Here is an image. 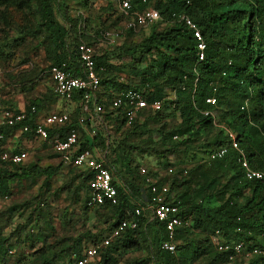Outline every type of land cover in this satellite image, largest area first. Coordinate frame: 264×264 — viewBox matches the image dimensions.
<instances>
[{
    "label": "rangeland",
    "instance_id": "374dc122",
    "mask_svg": "<svg viewBox=\"0 0 264 264\" xmlns=\"http://www.w3.org/2000/svg\"><path fill=\"white\" fill-rule=\"evenodd\" d=\"M62 1L67 6L69 24H65L66 27H70L78 43H92L96 52L109 56L113 66L112 77L140 83L141 76L135 75L132 72L134 69H146L153 64L156 70L161 55L174 56L165 46L144 55L139 54L137 47L149 38L152 30H124V22L117 12V0ZM40 2L0 0V110L8 107L27 110L33 102L40 100V119L68 108L75 121L79 114V99L68 102L54 96L49 73L53 63V46L48 33L40 28ZM175 25L171 20L155 29L157 33L165 34ZM107 31H121L122 35L108 44L104 40ZM169 73H160L161 76L155 74L152 78L156 85H162L158 101L165 105L166 110L160 113V117H166L165 121H153L147 125L141 121L142 124L134 130L135 134L128 131L130 126L117 131L116 125H108L106 129L96 124L99 133L105 135L107 131L110 132L111 141L107 149L102 142L104 138H101L96 146L97 152L107 153L110 158L108 165H115V179L120 185L129 188L133 184L139 188L138 192L130 191L129 203L133 208L138 207L143 197L149 194L146 178L160 185H169L170 201L179 200L183 193L191 191L192 205L202 203L207 208L217 207L220 205L217 198L209 196L201 202L195 187L189 186L187 179L192 168L208 160L209 154L217 147V140H224L219 128L195 127L180 137L182 140L188 139L184 145L177 144L178 140L164 143L158 132L160 129H178L185 119L180 110L182 105L176 103L179 93L175 86L167 82ZM213 111L218 124L227 125L235 131L234 118L226 114L227 107L218 106ZM7 133L8 136L12 135L11 131ZM53 133L63 134L59 129ZM150 140L153 141L151 147L144 148ZM122 141L126 142L122 146L126 153L114 152ZM129 145L139 146V149L130 148ZM14 148L27 152L29 161L23 169L27 176L9 181L8 191L0 194V244L13 251V254L3 257L0 264H71L84 248L99 243L110 233L117 217L115 209L86 208L88 181L85 182L84 177L87 170L75 168L69 160L57 155L49 140L18 135ZM127 156L132 164L124 162ZM52 167H59L60 170L45 183L47 175L40 174L39 170ZM143 168L146 176L141 173ZM170 168L174 169L173 173L168 172ZM227 182L228 178L222 183L226 185ZM233 183L229 184L227 198L232 194ZM131 213L128 210L126 216ZM188 216L191 227L178 237L176 263L246 264L240 257L231 259L221 256L212 242L214 233L206 229L207 225L202 220L196 227V214L188 212ZM219 235L226 237L223 233ZM129 241L130 246L124 243L113 251L112 264H159L149 233L140 230Z\"/></svg>",
    "mask_w": 264,
    "mask_h": 264
},
{
    "label": "trees",
    "instance_id": "16d2710c",
    "mask_svg": "<svg viewBox=\"0 0 264 264\" xmlns=\"http://www.w3.org/2000/svg\"><path fill=\"white\" fill-rule=\"evenodd\" d=\"M155 6L160 11L162 20L148 28L152 32L149 38L137 47L140 50L139 54L144 55L159 46H165L174 53V56L161 55V59L157 62V71L153 64H150L146 69H134L132 72L141 76V82L134 83L112 77L113 66L109 61V56L97 52L96 65L99 69L102 85L101 102L105 104L103 98L107 101L111 100L114 96L112 91L119 92L130 89L142 92L150 103L158 101L162 85H156L152 78L155 74L159 75L169 71L167 82L175 86L179 93L176 103L182 105L180 110H182L185 119L183 125L178 129L169 131L160 129L158 132L162 137V142L170 141L173 143L174 140H178L177 144L184 145L188 139L182 140L180 137L195 127L197 129L216 128L212 119L201 113V111L211 108L206 100L215 95L217 106L227 107L226 114L234 118L233 128L235 131L230 128L235 133L237 132L238 142L245 150L251 166L264 172V0H169L168 3L158 1ZM66 8V3L62 0H41L39 5L40 28L42 27L48 33L53 46L54 55L51 57L53 62L51 67L66 64L67 70L75 76H81L82 67L78 52L81 43L77 42L70 27L65 25L69 24ZM174 13L187 14L200 28L207 45L204 61L199 63L192 31L185 25L173 21L172 15ZM171 20L176 24L175 28L170 29L165 34L156 32V27L163 22L170 23ZM100 68H104V71H100ZM197 79L198 82L195 85ZM214 88H217L216 93ZM75 98L80 101L81 95L78 94ZM41 103L40 100L33 102L27 108V113L31 114L32 107H36L39 112ZM246 103L249 105L248 111L243 110ZM164 106L162 103V109L159 111L143 110L142 123L147 125L153 121L164 120L166 117H160L162 116L160 113L166 110ZM108 107L104 115L107 125H116L117 131L124 129L126 126L123 119L124 111L119 109L112 111ZM35 118V116H31L26 124L33 127ZM141 121H137L132 127L130 126L128 131L135 134L134 130L142 124ZM73 123L70 129L75 126L76 120ZM20 127V125L16 127L0 126V135L4 136V140H0V153L8 150V140L15 132L19 131ZM219 130L224 140L219 138L216 142L217 147L213 151L229 146V139L225 132L220 128ZM8 131L12 132L11 136H8ZM62 132L65 133L64 130ZM108 133L110 132L107 131L105 135L98 133L94 139L85 137L82 148L95 147L101 138H104L102 142L105 148L109 149L111 141L108 143L110 138ZM23 135L34 136L32 132ZM151 142L153 143L151 140L148 141L144 148H150ZM124 144L126 142L122 141L114 149V152L124 151L126 153L125 148L122 147ZM129 147L139 149V146L135 145H129ZM210 154L206 162L197 164L189 171L187 184L195 187L196 195L201 198V202L210 196V198H217L220 205L214 208L204 207L202 203L192 205L191 191L183 193L179 200L170 201L168 198V202L179 207L180 215L187 220H189L188 212L196 214V227L203 221L207 225L206 229L214 233L212 239L217 236L225 242H245L250 249H264V182L245 179L236 151L229 150L226 156L216 160H211ZM60 157L64 156L60 155ZM129 158V156L124 157V162L132 164L133 162H130ZM25 166L0 168V194L8 191L9 181L20 180L27 176L23 171ZM112 166L110 168L114 173L116 168L115 165ZM16 168L17 170H15ZM59 170V167H52L40 169L39 173L47 175L45 183H48ZM226 178H228V182L225 185L222 182ZM91 179L92 174L87 171L86 177H84V181H88L86 208L115 209V216L117 217L114 219L110 233L124 220H138L139 228L127 230L109 246L102 248L99 256L90 264H112L111 254L113 251L124 243L126 246H130L129 239L140 230L149 233L159 264H178L175 260L179 253V245H177L175 254L162 249V243L167 239L165 224L151 221L148 214L138 217L135 213L137 207L133 208L130 205V191L138 192L139 188L133 184L128 188L115 180L118 189V203L114 205L106 202L100 207L90 208L88 200L91 197V190L88 183ZM231 182H234L233 191L231 196L227 198L226 193ZM186 205L188 207L184 209ZM128 210L132 212L130 216H126ZM190 227L191 225L179 229L177 240L179 235ZM222 233L226 237L219 235ZM102 240L84 248L71 264L75 259L81 258L87 248L92 245H99ZM9 250L11 249L0 244V261L9 255ZM219 253L221 256L231 258L230 253ZM245 263L264 264V256L255 257Z\"/></svg>",
    "mask_w": 264,
    "mask_h": 264
},
{
    "label": "built area",
    "instance_id": "2783aa9c",
    "mask_svg": "<svg viewBox=\"0 0 264 264\" xmlns=\"http://www.w3.org/2000/svg\"><path fill=\"white\" fill-rule=\"evenodd\" d=\"M168 3L169 0H117L118 13L123 18L124 30L140 31L159 23L162 20L160 11L156 8V2ZM173 21L185 25L192 31L199 63L206 59L207 45L203 34L194 20L187 14H173ZM122 32L104 33V40L108 44L113 42V38H119ZM79 61L82 67V75L75 76L71 71L66 69V64L62 66H52L49 69L53 82V91L57 98L65 101H74L75 97L81 95L79 103L80 113L74 124L72 113L70 111H58L39 118V112L36 107L31 108V114L25 109L4 108L0 110V126L16 127L20 125L18 133L20 135L33 133L36 138L44 141L49 140L56 154L66 157L70 163L78 169H84L92 174V179L88 185L91 190V197L88 200L90 208L100 207L106 202L114 205L118 203V189L115 184V176L113 170L108 165L107 153H98L97 148H82L84 138L94 139L98 135L96 124L107 129L105 121L106 108L112 111L123 110L124 122L127 127L132 126L137 121H141L142 112L145 109L159 111L162 109L161 101L150 103L148 98L138 90L112 91L113 98L106 100L105 104L101 102L100 94L102 93L101 76L96 65V48L92 44L82 42L78 47ZM104 71V68H100ZM198 79L196 80L197 85ZM217 88H214L216 93ZM211 106L210 109L201 111L208 118H211L214 125L222 129L229 139V146L216 149L210 154L211 160L221 159L226 156L229 150H234L239 156V163L243 169L244 177L248 181L264 182V172L254 169L247 157L245 150L238 142L237 134L227 125H220L214 114L217 106L216 96L213 95L206 100ZM249 105L246 103L243 110L248 111ZM31 116H35V123L32 127L26 124ZM64 130L65 133H53L54 130ZM0 140H4V136L0 135ZM10 140V139H9ZM8 140V142H9ZM109 143V140H108ZM29 161V154L25 151L8 150L0 153V168L24 166ZM169 173H173L174 169H168ZM143 176H146V170L141 169ZM117 181V180H116ZM149 185V196L143 197L142 202L136 208L135 213L138 217L148 214L151 221L164 223L166 226L167 239L162 243V249L175 254L177 251V231L184 227H189L190 223L180 214L179 207L168 202L170 195V187L167 184L159 185L150 178H146ZM139 228L138 220H124L105 237L99 245H92L87 248L81 258L75 259L73 264H90L100 254V250L109 246L115 239H118L127 230H136ZM213 243L221 253H230L231 259L240 257L249 262L255 257L264 256V249L249 248L245 242L232 241L225 242L220 237L214 236ZM9 254H13L9 250Z\"/></svg>",
    "mask_w": 264,
    "mask_h": 264
},
{
    "label": "crops",
    "instance_id": "0c3cea01",
    "mask_svg": "<svg viewBox=\"0 0 264 264\" xmlns=\"http://www.w3.org/2000/svg\"><path fill=\"white\" fill-rule=\"evenodd\" d=\"M59 99V98H58ZM16 109H19V110H23L21 108H16ZM64 110H67V111H70L68 108H65V109H61L60 111H64ZM71 112V111H70ZM18 135L21 136L18 132H15L11 137H10V140L9 142H7L8 144V147L11 149V150H17L14 148V143H15V140L18 139Z\"/></svg>",
    "mask_w": 264,
    "mask_h": 264
}]
</instances>
